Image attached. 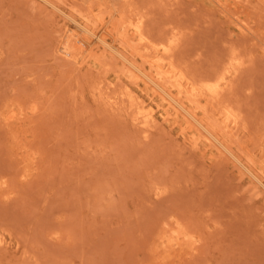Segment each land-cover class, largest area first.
<instances>
[{"label":"rangeland","instance_id":"374dc122","mask_svg":"<svg viewBox=\"0 0 264 264\" xmlns=\"http://www.w3.org/2000/svg\"><path fill=\"white\" fill-rule=\"evenodd\" d=\"M146 51L227 72L210 113L184 98L230 154L121 58ZM0 264H264V0H0Z\"/></svg>","mask_w":264,"mask_h":264},{"label":"bare ground","instance_id":"6f19581e","mask_svg":"<svg viewBox=\"0 0 264 264\" xmlns=\"http://www.w3.org/2000/svg\"><path fill=\"white\" fill-rule=\"evenodd\" d=\"M124 18V17H123ZM125 20H126V18H125ZM124 21V20H123ZM122 21V22H123ZM126 22V21H125ZM124 22V23H125ZM124 23H123V25H124ZM130 24H129V28L133 31V36H137L138 37V39H139V41H141L142 43H144V46H145V44L146 45H148L147 47H149V48H147V50H154L155 52H157V53H162V55H166V56H168V58H170V56H171V54H172V59L171 60H173L174 58V54L175 53H173V51H175V49L173 50V48H174V46H175V48H177L176 47V43H177V41H180V40H178V39H180L179 37H178V39L176 38V37H174L173 36V38H170L169 40H163L162 41V43H161V41H160V43L157 45H150V43L151 42H153V41H149V38L147 37V35H145V32H144V29H143V24H144V21H143V19L142 18H139L138 19V21H137V19H136V22L133 20V22H129ZM104 25H106V24H104ZM103 25V26H104ZM128 25V24H127ZM79 26H80V24H79ZM108 26V25H107ZM127 27V26H126ZM125 27V28H126ZM112 28V27H111ZM110 28V29H111ZM125 28H123V29H125ZM104 29H105V34H107V33H111L112 31L111 30H109V28L108 27H104ZM128 29V28H127ZM126 29V30H127ZM83 30L84 31H86L87 33H89V34H92V35H94L96 38H97V40H99L101 43L103 42L104 44H106V37H108V36H105V35H101V34H99V33H95V31H92L89 27H87V26H83ZM101 31V30H100ZM104 33V32H103ZM109 35V34H108ZM112 35V34H111ZM136 37V38H137ZM96 38H95V40H96ZM168 39V38H167ZM164 41H166V42H164ZM99 42V43H100ZM98 43V42H97ZM153 43H155V42H153ZM152 44V43H151ZM108 45V44H107ZM111 45V44H110ZM112 45H114V44H112ZM141 45V44H140ZM151 47H150V46ZM113 48V47H112ZM119 48V47H118ZM143 49V48H142ZM141 49V50H142ZM145 51V50H144ZM151 51H146L145 52V54H141L140 53V55H142L145 59H143L144 60V62L146 61V62H149L152 66H154L155 68H156V70H154L153 68H150V69H153L154 70V72H156V74L154 73V74H150V73H148V72H145L141 67H139V65H137V63L136 62H133L132 61V59L131 60H129V58L128 57H126V55L124 56V53H123V55L121 54V58H123L124 59V61L123 62H127L128 63V65L127 66H129V64H130V66H132L133 67V71H139L141 74H142V78H143V80L145 79L146 81H147V83H151L153 86H154V88H156V92L158 93L159 92V94L160 95H162L163 97L162 98H165V99H167V100H169L168 102H169V104H171L172 106H174L175 107V110L177 111V112H179L180 113V111H182V113L184 112L185 113V115L186 116H188V117H186V119H190V121L192 122V123H196V125L195 124H193V126L195 125V126H197L199 129H202L205 133H206V135H207V139H209V140H214V141H216L217 143H219L220 145H219V147L220 148H224L225 150H227L228 151V154H230L231 153V149L229 150L228 148L229 147H226L225 146V142L223 143L222 142V136H221V139L219 138V135H218V132L216 131V129H215V124L213 123V121H211L212 123L211 124H213V125H211V124H209L208 122H205V121H203L202 120V118H198V115H197V111H194V110H191V109H189L187 106H186V103H185V98H184V95H185V97L186 98H189L190 99V101L192 102V103H194L193 105H196L197 104V101L199 100V99H201L204 95H208V96H210V98H212V103H215L216 102V98H218L219 96H220V94L222 93V90L224 91L225 90V87L222 89V84L224 83V81L226 80V76H225V73H227L226 71H225V73L224 72H222V73H224V74H222V76H218L217 78V81H213V83L211 82V80H210V82H203V84L202 85H197L196 83H193V82H191L190 81V79H188V76H186V74L181 70V69H179V67L177 66V65H175V62L174 61H169V62H167V63H164V59L166 58V59H168L167 57H160V59L158 58V59H156V57H154L153 55V57H151L150 56V52ZM154 51H152V52H154ZM119 52V51H118ZM121 52V51H120ZM119 52V53H120ZM143 53V52H142ZM152 54V53H151ZM159 55V54H158ZM157 55V56H158ZM170 55V56H169ZM141 57V56H140ZM237 57V56H236ZM236 59H239V58H235L234 57V59H232V61L233 60H236ZM168 61V60H167ZM237 61V60H236ZM143 62V63H144ZM235 62V61H234ZM234 62L231 64L232 65V67H236V63L234 64ZM141 64V63H140ZM239 65H240V63H239ZM150 66V65H149ZM152 66H150V67H152ZM180 66V65H179ZM131 67V68H132ZM146 67V66H145ZM130 68V67H129ZM131 68H130V70H131ZM134 68L136 69V70H134ZM180 68H182L181 66H180ZM183 69V68H182ZM184 70V69H183ZM133 71H131V73L133 72ZM232 72V71H231ZM139 73V74H140ZM229 73H230V71H229ZM137 74H138V72L136 73V77H137V79H139L138 77H140V75L139 76H137ZM131 76H132V74H131ZM140 77V78H141ZM134 78H135V76H134ZM141 78V79H142ZM136 79V80H137ZM143 80H141V81H143ZM214 80H216V79H214ZM145 82V81H144ZM150 84V85H151ZM201 84V83H200ZM149 85V84H148ZM149 85V86H150ZM176 90L177 91V94H175L174 93V90ZM154 91V90H153ZM155 92V93H156ZM160 95H158V96H160ZM210 98H207V99H210ZM164 100V99H163ZM213 100H215V101H213ZM210 101V102H211ZM167 102V101H166ZM167 102V103H168ZM187 102V101H186ZM189 102V101H188ZM191 102H189V103H191ZM195 102H196V104H195ZM200 102V101H199ZM199 102H198V108H199ZM217 103V102H216ZM209 104H211V103H209ZM208 103H207V105H208V107H206L207 105H205V106H203V107H201L200 106V108H203V110L204 111H206L205 113H208L209 112V110H208V108L210 107V105H209ZM218 105V104H217ZM170 106V105H169ZM171 106V107H172ZM213 106H215V105H213ZM213 106L211 107V108H213ZM218 106H221L222 108L223 107H225V106H222V105H218ZM217 106V107H218ZM173 107V108H174ZM193 107V106H192ZM191 107V108H192ZM196 107V108H197ZM216 107V108H217ZM220 107V108H221ZM134 108H136V107H134ZM199 108V109H200ZM210 108V110H212ZM138 109H140V108H138ZM137 110V109H136ZM135 110V111H136ZM201 110V109H200ZM134 111V112H135ZM140 111H141V109H140ZM202 111V110H201ZM203 111V112H204ZM213 111V110H212ZM138 112V111H137ZM137 112H135V113H137ZM142 112V111H141ZM236 112V111H235ZM149 113V112H148ZM147 113V114H148ZM150 113H153L152 111L150 112ZM149 113V115H146L145 114V117L146 118H144V114H143V118L145 119V120H143L142 121V124L144 125V123L146 124V125H148V124H150V123H152L153 121H154V116L152 115V114H150ZM183 113V114H184ZM210 113V112H209ZM141 113H139V115H140ZM137 115V114H136ZM214 116V119H220L221 121V123H222V125L225 127V128H227V127H230V126H238V123H239V119H238V117L239 116H237L238 114H235L234 113V111H233V109H231L230 107H225V108H223V109H221V110H217V109H214V111H213V114H210V116ZM212 116V117H213ZM211 117V118H212ZM136 118H137V116H136ZM211 118L209 119V120H211ZM138 119H139V117H138ZM206 119V118H205ZM207 119V120H208ZM206 120V121H207ZM188 121V120H187ZM215 121H217V120H215ZM219 121V120H218ZM221 125V124H220ZM145 126V125H144ZM192 126V125H191ZM213 126H215L214 128H213ZM146 127H148V126H146ZM216 128H218V127H216ZM223 128V127H222ZM201 130V132H203ZM203 132V134H205ZM219 132H220V130H219ZM221 134V133H220ZM206 135H204V136H206ZM225 140V139H224ZM213 142V141H212ZM229 146V145H228ZM222 148V149H223ZM224 151V150H223ZM226 151V152H227ZM230 152V153H229ZM232 153H233V151H232ZM235 154V153H234ZM231 155H233V154H231ZM238 158L239 157H237V161H238ZM240 159V158H239ZM240 161V160H239ZM239 163V162H238ZM242 165V164H241ZM243 166V165H242ZM245 166V165H244ZM250 168V167H249ZM251 169V168H250ZM249 172V171H248ZM251 172V171H250ZM253 172V171H252ZM254 173V172H253ZM254 174H256V173H254ZM251 175V174H250ZM257 175V174H256ZM255 177V176H254ZM258 178V177H257ZM261 179V178H260ZM256 180H258L259 181V179H256ZM261 182V181H260Z\"/></svg>","mask_w":264,"mask_h":264}]
</instances>
